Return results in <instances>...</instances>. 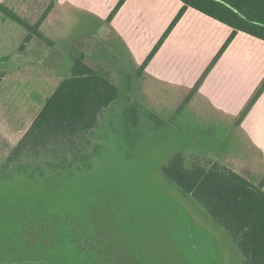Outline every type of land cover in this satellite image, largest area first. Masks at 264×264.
<instances>
[{
    "label": "rangeland",
    "instance_id": "374dc122",
    "mask_svg": "<svg viewBox=\"0 0 264 264\" xmlns=\"http://www.w3.org/2000/svg\"><path fill=\"white\" fill-rule=\"evenodd\" d=\"M51 1L0 0L30 23ZM116 4L101 18L62 0L40 26L56 43L33 37L23 48L27 30L0 12V264H239L242 256L227 231L162 166L176 153L187 164L214 159L257 184L264 175V145L255 147L245 135L243 104L227 112L197 94L186 100L190 87L183 82L140 72L111 31L108 16ZM219 31L210 33L200 56L209 55ZM238 34L221 55L229 47L225 59L236 63L237 54H261L255 78L264 72V42ZM177 43L174 36L168 49L175 52ZM79 52L107 72L119 97L87 143L9 162L12 147ZM232 86L220 99L238 102L243 86L236 93ZM253 129L264 135V127Z\"/></svg>",
    "mask_w": 264,
    "mask_h": 264
},
{
    "label": "trees",
    "instance_id": "16d2710c",
    "mask_svg": "<svg viewBox=\"0 0 264 264\" xmlns=\"http://www.w3.org/2000/svg\"><path fill=\"white\" fill-rule=\"evenodd\" d=\"M56 1L52 0L34 23L28 22L0 2V12L27 30L21 48L33 37L52 45L56 43L40 30ZM124 1L118 0L108 20ZM180 1V9L139 66L140 72L188 7L231 28L219 51L190 89L186 98L188 100L197 92L237 32H245L264 40V0ZM263 89L264 79L244 106L240 118L245 116ZM118 97V86L108 77L107 72L89 65L85 61V53L79 52L73 57L69 75L62 78L47 97L29 127L12 147L7 160L14 162L26 154L39 155L50 148L65 149L87 143L88 136L97 127L105 108ZM162 171L184 195L200 204L213 221L227 231L242 256L239 264H264V175L255 184L229 165L214 159L196 158L187 164L181 153H176L163 164Z\"/></svg>",
    "mask_w": 264,
    "mask_h": 264
},
{
    "label": "crops",
    "instance_id": "0c3cea01",
    "mask_svg": "<svg viewBox=\"0 0 264 264\" xmlns=\"http://www.w3.org/2000/svg\"><path fill=\"white\" fill-rule=\"evenodd\" d=\"M61 1L62 0H57L55 4L58 5ZM65 2L73 5L74 8H83L87 13L90 12L91 14H96L104 18L109 12V9L115 2H118V0H65ZM55 4L54 6L56 7ZM181 5L182 2L180 0H125L123 2L117 13L111 19V31L121 42L131 59L133 55L134 60L132 59V61H134V65L137 64L138 67L140 66L149 48L167 28ZM220 25L226 24L194 8L188 7L155 56H153L145 66L143 74L150 78L159 76L163 77L165 80L178 79L191 89L195 83L194 81L197 80L200 73L204 71L205 67L209 64L208 61L213 57L215 46L225 39L231 31L229 26L228 29L230 30H227L225 26ZM216 28H219L220 31L209 55L200 56L199 52L201 48H206L208 46L210 33L216 34ZM239 32L243 33L244 39L253 38L264 42V40L245 32ZM174 36H178L175 52L168 49V45ZM238 36L239 34H236L230 45L237 40ZM138 45L146 46V48L137 51L135 48H137ZM229 52L230 49L228 47L223 55L216 61L195 93L200 95L204 100H209L217 107L222 108V110L225 109V111L230 108L237 110L242 104L244 107L247 99L253 93L264 74L262 71L257 74L255 78H251L254 76L252 69L257 71L262 67L261 62L263 61V56L261 54H237L234 56L235 58L232 59L236 63H230V59H225ZM194 68H197V70L194 71ZM220 68L221 73L219 76L216 75V71ZM229 69L232 71L230 75L236 76L235 78H229L230 75L225 76ZM230 84H233L231 89H233L235 93L242 91L241 86H243V96L239 98L238 102L232 103L220 99L226 96L225 88ZM195 94L192 95V97L195 96ZM263 121L264 91L252 105L242 122L245 135L255 147L258 146V144L264 145V135L262 134L260 137H257L258 131L253 129V125L264 127Z\"/></svg>",
    "mask_w": 264,
    "mask_h": 264
}]
</instances>
